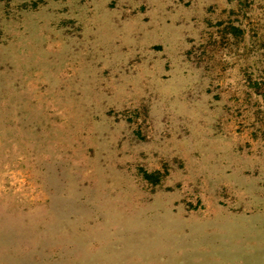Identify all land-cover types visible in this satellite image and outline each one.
Segmentation results:
<instances>
[{
    "label": "rangeland",
    "instance_id": "374dc122",
    "mask_svg": "<svg viewBox=\"0 0 264 264\" xmlns=\"http://www.w3.org/2000/svg\"><path fill=\"white\" fill-rule=\"evenodd\" d=\"M263 41L264 0H0V264H264Z\"/></svg>",
    "mask_w": 264,
    "mask_h": 264
},
{
    "label": "trees",
    "instance_id": "16d2710c",
    "mask_svg": "<svg viewBox=\"0 0 264 264\" xmlns=\"http://www.w3.org/2000/svg\"><path fill=\"white\" fill-rule=\"evenodd\" d=\"M240 2H242L243 0H239ZM230 30H232L231 32L233 33V34H236V32L238 31V29H236V27L234 26V25H229V27H228ZM239 32V31H238ZM231 33V34H232ZM232 34V35H233ZM259 51H260V56L263 58L262 59V62H264V41L261 43V47L259 48ZM258 89H260V88H258ZM258 93H254V100H255V102H254V104H258L260 101L264 104V92H262V91H260V90H258L257 91ZM250 98V97H249ZM254 107V112L256 113V115L258 116V113L260 112L259 110V107L256 105V106H253ZM262 120V119H261ZM258 121H260V120H258ZM254 124H252L251 126H250V128L252 129V134H254V136H256V134L259 132V130L258 129H255V127L253 126ZM264 128V127H263ZM264 130V129H263ZM263 135H264V131H263V133H262ZM153 177L154 176H152V175H145V178L147 179V180H151V179H153ZM156 182V181H155Z\"/></svg>",
    "mask_w": 264,
    "mask_h": 264
}]
</instances>
